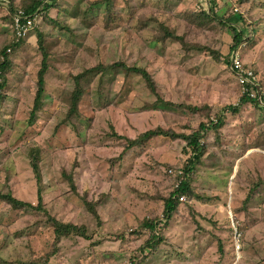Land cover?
<instances>
[{
	"label": "rangeland",
	"instance_id": "374dc122",
	"mask_svg": "<svg viewBox=\"0 0 264 264\" xmlns=\"http://www.w3.org/2000/svg\"><path fill=\"white\" fill-rule=\"evenodd\" d=\"M23 1L0 0V52L14 42L5 20L9 5L20 7ZM97 1L103 0H59L60 9L68 8L69 13L53 8L50 16L61 25L67 23L71 31L37 17L38 32L31 31L9 54L14 69L6 88L8 101L0 112V192L38 204L29 151L39 148L44 203L50 215L83 226L91 235V240L62 239L52 264H264V187L244 202L251 186L264 183V115L254 107L242 106L235 116L227 112L222 132L208 137L209 152L195 171L193 187L212 201L181 199L178 214L163 228L166 241L145 259L140 252L147 237L139 234L140 223L162 219V198L179 183L177 174L186 159L184 143L155 139L144 151L113 167L111 160L122 150L110 144V133L115 130L135 138L157 127L190 133V127L197 125L191 113L163 111L161 105L154 109L157 97L140 76L125 82L123 74L115 73L83 81L84 121L61 126L73 76L101 62L124 61L144 68L153 77L159 97L205 108V121L208 108L214 120L219 110L239 105L242 85L228 63L232 36L219 25L199 27L194 14L217 3L220 15H244L245 26H240L250 42L243 44L240 55L264 85V0L245 4L238 0H117L115 7L131 8L134 17L133 22L111 31L100 21L87 27L82 20ZM160 22L184 37L190 50L179 42H160ZM39 32L49 53L46 93L50 97L34 125H28L43 59ZM209 49L221 58L217 60ZM70 176L77 192L71 188ZM87 202L96 206L100 220L88 210ZM235 226L241 233L239 252L230 232ZM54 239L46 216L13 211L0 201V256L8 264L44 256L53 249ZM219 240L224 241V254Z\"/></svg>",
	"mask_w": 264,
	"mask_h": 264
},
{
	"label": "trees",
	"instance_id": "16d2710c",
	"mask_svg": "<svg viewBox=\"0 0 264 264\" xmlns=\"http://www.w3.org/2000/svg\"><path fill=\"white\" fill-rule=\"evenodd\" d=\"M58 1L59 0H25L20 7H16L13 4H10V11L5 20L10 23L12 29L14 14L17 11L23 10L29 17H40L41 19L48 20L49 23L54 24V28H56V26H60L62 29L65 28L67 31H71L70 26L67 23H63L61 25L58 19H53L50 16L53 8H57L58 11L62 10L65 13H69L68 8L60 9ZM116 1L117 0H103L102 3H99V1H97L93 4H90L91 7L88 8V10L83 14V22H85L87 27H91L92 25H95L93 22L100 21L106 31H111L114 28H118L123 23L133 22V10L128 7L127 9L118 8L117 6L115 7V3H117ZM249 1L250 0H238L239 4H245ZM217 5V3L213 4L210 10L204 9L197 11V13L194 14V22L199 27L219 25L222 29L229 32V34H231L232 36L229 55H231L233 52H240V48H242L243 44L250 42V39L247 37L246 30L240 26V24L243 25V27L245 26L246 19L244 15L241 14V12H234L229 16H225L224 12V15H220L216 8ZM91 13L96 14L93 15L94 21L90 17ZM38 28L40 27L35 26L33 31L38 32ZM159 32L160 42H166L168 40L179 42L187 52L190 50L185 38L179 36L176 32L167 29L165 24L162 22H160L159 24ZM12 33L14 34L13 29ZM38 35L39 48L43 53V59L41 68L37 74V91L35 92V97L31 104V111L29 114V119L27 120L28 125H34V123L39 118V114L43 112V107L50 97L48 95L49 97L47 98L46 93V77L50 69V63L48 62L49 53L47 48L44 46L45 39L42 33L39 32ZM22 41L23 39L14 40L11 45L5 47L0 52V112H2L1 109L3 108L5 102L8 101L9 95L6 92V88L9 85V76L13 73L14 69V65L9 58V54L12 50H15L16 46ZM208 51L217 60L221 58V54L219 52L210 49ZM228 63L230 64L229 61ZM244 67L248 70H252L257 76L261 93L259 94L255 87L247 84V86H249L251 89V93L255 94V97L247 94H242V96L240 97L239 105H229L219 110L217 114L214 115V120L211 119L212 109L208 108L206 110L207 115H205L208 121H205L203 116L205 108L193 105L177 104L171 101H165L164 99L159 97L156 83L150 73H148L144 68H139L136 66L130 67L124 61H116L112 64H105L101 62L98 65L86 69L82 73L73 76L74 87L69 94V108L65 117V121L61 126L68 123H73L78 126V124H81L82 121H84L82 119L83 113L81 112V103L86 94L85 87L82 83L83 81H89L87 80V78L91 80L95 78L96 75H101L102 79H104L106 78V76L113 75L115 73L123 74L125 76V82H128L130 78L136 75L140 76L145 82V85L151 92V94L157 97L155 102L153 103V106H155L154 109L158 110V105H161L160 110L163 111L168 109L170 112L184 115H186L187 113H191L194 120L193 122L196 121L197 125L195 127H190V133L177 131L175 132L169 129L166 130L164 127H157L155 129L147 130L139 134L135 138L121 135L115 130L110 133L112 139V141H110V144L113 143L115 144V146L120 147L122 150L121 155L117 159L111 160L110 164H112L113 167H115L117 164L121 165V161L127 159L128 157H131L137 152L144 151L146 149V146L155 139L161 138L171 142L181 141L184 143L183 154L186 156V159L183 166L181 167V172L178 171L179 174H177V180L179 181V183L168 197L164 199L162 198L164 202L162 219H144L140 223L141 231L139 232V234L147 237L144 241L143 246L141 247L140 252L142 254L141 256H143L144 259L148 258L151 253L158 250L160 246L166 241L163 228L178 214L180 206L182 204L181 202H183L181 201V198L186 197L189 200H197L204 203L212 201V198L204 197L203 195L199 194L198 191L193 187V176L197 167L202 164L203 159L209 152L208 137H210L211 133H215L216 135H218L222 132L223 127L226 125V113L228 112L231 113V115L235 116L237 114H240V112L242 111V106H252L257 111L262 113V115H264V85L258 78V73L256 70L248 67L245 64ZM231 71L239 81L235 71L233 69H231ZM1 116L2 115L0 113V117ZM29 156L31 157V167L38 186V204L34 205L32 203L22 201L15 197L12 192L4 193L3 191L0 192V201L5 202L8 206L11 207L13 211L27 210L42 214L48 218L49 227L52 228L55 237L54 244H52L53 249L50 252L46 253L44 256H36L32 260L22 262V264H52L51 259L58 253V247L56 246V244H59L62 239L70 237H81L86 240H91V235H89L87 229L83 226H78L72 223H64L50 215L49 210L44 203V183L41 174V166L39 164V161L41 159L40 149L37 147L31 148L29 151ZM69 181L72 190L77 192V186L74 182V177L70 176ZM261 187H264V183H260L259 185H255L254 187L251 186L247 198L244 202L248 203L252 199V197L256 196ZM87 207L94 218L100 220L99 214L96 210V206L90 202H87ZM189 209L193 210V206L190 205ZM230 232L232 234L234 233L235 239V228H231ZM219 241L221 244V253L224 254V241ZM133 258H140V256H136ZM132 262H134V260H132ZM0 263L8 264V261L4 260L0 256ZM136 264H143V262L137 261Z\"/></svg>",
	"mask_w": 264,
	"mask_h": 264
},
{
	"label": "built area",
	"instance_id": "2783aa9c",
	"mask_svg": "<svg viewBox=\"0 0 264 264\" xmlns=\"http://www.w3.org/2000/svg\"><path fill=\"white\" fill-rule=\"evenodd\" d=\"M36 17L32 18L25 14L23 10L17 11L13 16V24L12 29L14 31V39H22L25 38L36 26ZM230 68L233 69L239 79L240 84L242 85V94L251 95L255 97L254 93H251V89L248 85L255 87L259 92V84L257 76L254 74L252 70H248L244 67L240 52H233L230 55ZM260 94V92H259ZM172 172V171H170ZM184 200L185 198H181ZM235 246L237 252L241 250L240 240L241 233L238 231V228L235 226ZM239 260V259H238Z\"/></svg>",
	"mask_w": 264,
	"mask_h": 264
},
{
	"label": "clouds",
	"instance_id": "9594fccd",
	"mask_svg": "<svg viewBox=\"0 0 264 264\" xmlns=\"http://www.w3.org/2000/svg\"><path fill=\"white\" fill-rule=\"evenodd\" d=\"M13 39H14V34H13ZM22 39H24V38H22ZM14 40H18V39H14ZM261 93V92H260Z\"/></svg>",
	"mask_w": 264,
	"mask_h": 264
},
{
	"label": "crops",
	"instance_id": "0c3cea01",
	"mask_svg": "<svg viewBox=\"0 0 264 264\" xmlns=\"http://www.w3.org/2000/svg\"><path fill=\"white\" fill-rule=\"evenodd\" d=\"M259 92H261L260 89H259Z\"/></svg>",
	"mask_w": 264,
	"mask_h": 264
},
{
	"label": "water",
	"instance_id": "95a60500",
	"mask_svg": "<svg viewBox=\"0 0 264 264\" xmlns=\"http://www.w3.org/2000/svg\"><path fill=\"white\" fill-rule=\"evenodd\" d=\"M259 89H260V87H259ZM260 91H261V89H260Z\"/></svg>",
	"mask_w": 264,
	"mask_h": 264
}]
</instances>
